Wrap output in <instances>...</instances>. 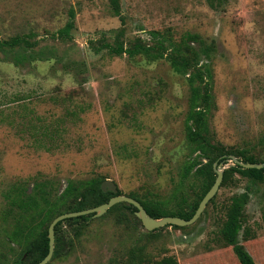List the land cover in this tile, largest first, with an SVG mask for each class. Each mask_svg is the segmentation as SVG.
I'll use <instances>...</instances> for the list:
<instances>
[{"label":"rangeland","instance_id":"obj_1","mask_svg":"<svg viewBox=\"0 0 264 264\" xmlns=\"http://www.w3.org/2000/svg\"><path fill=\"white\" fill-rule=\"evenodd\" d=\"M214 2L215 8L210 0H122V23L108 0H0V40L29 36L39 42L36 51L46 53L43 61L19 67L3 53L0 58V259L4 252L10 264L21 251L6 242L2 219L5 193L19 181L32 184L44 176L65 188L70 180L103 176L123 195L152 192V200L171 210L182 192L201 184L182 177L191 156L187 79L166 60L95 51L114 45L121 30L126 45L139 38L152 44L156 30H170L177 41L199 34L207 45L215 44L209 63L217 104L210 115L213 143L249 149L248 155L264 159V0ZM71 10L73 39L62 42L55 35ZM72 111L77 115L69 116ZM45 128L57 132L55 139L42 135ZM34 136L55 149L35 147ZM231 167L229 160L222 170ZM223 184L224 178L215 201L192 226L149 235L136 214L126 211L128 220L119 225L118 212H107L93 218L66 257L49 264H108L126 259L135 247H145L155 260L175 257L179 264H240L233 249L219 243L218 233L226 206L246 191L251 196L246 221L254 237L241 243L264 264V183L236 174ZM190 194L194 199V191ZM65 229L72 239L69 226Z\"/></svg>","mask_w":264,"mask_h":264},{"label":"trees","instance_id":"obj_2","mask_svg":"<svg viewBox=\"0 0 264 264\" xmlns=\"http://www.w3.org/2000/svg\"><path fill=\"white\" fill-rule=\"evenodd\" d=\"M112 12L120 17L122 23L125 18L122 14V0H108ZM215 0H210L211 7L215 8ZM75 11H70V20L62 28L55 38L62 42L71 41L72 31L75 28ZM152 44H147L142 39L126 43L120 40L124 36V30L117 34L116 43H104L101 49L95 51L100 53L107 50L110 56L123 57L127 55L130 59L142 56L150 62L166 60L175 73L187 79L189 94V110L185 123V135L191 148V156L184 166L183 180L190 179L201 181L191 185L188 193L181 194L180 200L176 202L175 209H168L165 203L152 200V192L141 197L135 193L129 196L139 201L148 214L155 219L163 217H180L190 220L196 213L201 201L216 182L217 174L214 165L216 163H227L229 157L234 155L244 163H264L254 156L248 155L249 149L228 150L222 144H214V134L210 127V115L217 108L213 74L209 67L212 55L217 51L215 44L207 45L199 34L187 33L179 41L175 40L171 31H152ZM38 41H32L29 36H16L9 40H0V58L3 53L17 67L32 61L44 60L45 51L37 52ZM9 55V56H8ZM54 58L57 56L54 55ZM81 111H85L82 108ZM69 116L77 115L72 111ZM51 134H46V133ZM57 132L49 128L42 131V135L54 137ZM54 141V140H53ZM52 141V142H53ZM35 147L42 148L48 152L53 151V145H47L41 138L34 136ZM250 180L253 184L264 183L263 169H243L239 166L231 167L224 173L225 185L233 176ZM108 177L98 176L89 180H70L65 188L55 179L40 176L34 178L32 184L19 181L6 193L5 200L7 208L3 213V221L6 224L4 232L10 245L21 248L10 264H39L49 253L50 239L49 227L59 216L67 213L81 212L99 207L108 203L116 194L104 192L102 184ZM192 191L195 198L190 199ZM118 195H123L119 190ZM148 195H151L148 197ZM251 200L250 192L234 196L225 208V220L219 229L218 240L224 246L231 247L240 264H257L252 255L241 243V238L249 240L254 237L252 229L247 225L246 209ZM215 198L210 202H214ZM209 203V204H210ZM208 204V205H209ZM126 211L135 215L137 208L128 203H121L108 211V214L118 212L117 222L122 225L127 222ZM135 220L142 223L136 216ZM93 215H87L67 219L56 226L55 253L52 260L62 259L69 254L67 247L72 248L74 240H80L84 235ZM65 225L69 226L74 237L68 239ZM166 227L177 226L168 225ZM165 228V227H164ZM157 231V230H156ZM154 232H149L153 235ZM15 253L13 246L10 248ZM15 255V254H14ZM0 264H9L7 254L2 252ZM51 260V261H52ZM108 264H179L175 257H165L155 260L146 251L145 247H135L129 251L126 259H113Z\"/></svg>","mask_w":264,"mask_h":264},{"label":"water","instance_id":"obj_3","mask_svg":"<svg viewBox=\"0 0 264 264\" xmlns=\"http://www.w3.org/2000/svg\"><path fill=\"white\" fill-rule=\"evenodd\" d=\"M229 160H231L234 163V167L239 166L243 169H259V170L264 168V163H259V164L244 163L242 160L238 159L235 156H230ZM223 166H224V162L216 163L214 165L215 172L217 173L216 182L213 185V187L210 189V191L206 194V196L203 198L196 213L190 220H185L180 217H170V216L163 217L161 219H155L148 214V212L143 207V205L136 199L131 198L126 195H118V192H119L118 185L114 181L107 179L102 184L103 191L113 192L114 194H116V196H114L108 203L103 204L99 207L81 211V212L63 214L59 216L58 218H56L49 227V239H50L49 253L46 256V258L43 261H41L39 264H49L51 260L53 259V256L55 253V244H56L55 229L59 223L67 219H72V218H77V217H82V216H87V215H93V218L101 217L104 214H106L109 210H111L114 206L121 204V203H128V204L133 205L135 208H137V211L135 212V214L137 218L142 222L144 228L149 232H154L168 225L177 226L181 228L194 225L203 215L208 204L211 202L212 199L215 198V196L220 190V187H221V184L224 178V170H222Z\"/></svg>","mask_w":264,"mask_h":264}]
</instances>
